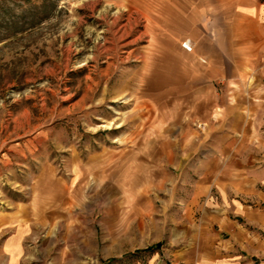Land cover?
<instances>
[{
	"label": "rangeland",
	"instance_id": "rangeland-1",
	"mask_svg": "<svg viewBox=\"0 0 264 264\" xmlns=\"http://www.w3.org/2000/svg\"><path fill=\"white\" fill-rule=\"evenodd\" d=\"M231 1L0 0V264H177Z\"/></svg>",
	"mask_w": 264,
	"mask_h": 264
},
{
	"label": "crops",
	"instance_id": "crops-1",
	"mask_svg": "<svg viewBox=\"0 0 264 264\" xmlns=\"http://www.w3.org/2000/svg\"><path fill=\"white\" fill-rule=\"evenodd\" d=\"M226 10L224 15L220 9L224 41L209 46L205 41L204 53L210 57L202 63L212 78L224 81H209L204 99L203 117L211 123L208 132L214 140L205 162L209 174L190 194L193 205L183 198L178 207L180 218L170 239L180 247L177 264H264V159L255 156L264 149L255 136L261 133L258 119L264 117V80L242 79L246 69L259 63L264 76V0H232ZM163 150L164 156L171 155L167 147ZM215 188L217 196H212ZM203 195L208 202L197 207Z\"/></svg>",
	"mask_w": 264,
	"mask_h": 264
}]
</instances>
